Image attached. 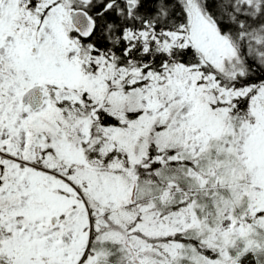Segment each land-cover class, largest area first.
<instances>
[{"label": "snow or ice", "instance_id": "1", "mask_svg": "<svg viewBox=\"0 0 264 264\" xmlns=\"http://www.w3.org/2000/svg\"><path fill=\"white\" fill-rule=\"evenodd\" d=\"M0 264H264V0H0Z\"/></svg>", "mask_w": 264, "mask_h": 264}]
</instances>
